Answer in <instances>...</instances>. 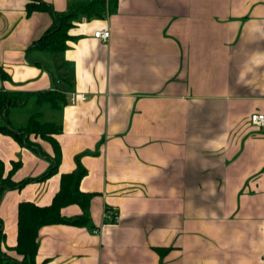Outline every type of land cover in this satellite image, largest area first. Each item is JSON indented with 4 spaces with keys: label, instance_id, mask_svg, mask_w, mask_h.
<instances>
[{
    "label": "crops",
    "instance_id": "crops-1",
    "mask_svg": "<svg viewBox=\"0 0 264 264\" xmlns=\"http://www.w3.org/2000/svg\"><path fill=\"white\" fill-rule=\"evenodd\" d=\"M42 1L65 12L92 0ZM27 4L0 0V92L67 101L9 111L14 128L35 113L60 125L61 158L45 178L54 143L31 135L36 151L0 133L5 176L21 162L13 181L31 180L0 187L2 250L22 260L20 204L50 206L81 165L91 223L44 226L37 264H264V129L250 123L264 114V0H115L75 21L60 54L30 51L53 19Z\"/></svg>",
    "mask_w": 264,
    "mask_h": 264
},
{
    "label": "trees",
    "instance_id": "trees-1",
    "mask_svg": "<svg viewBox=\"0 0 264 264\" xmlns=\"http://www.w3.org/2000/svg\"><path fill=\"white\" fill-rule=\"evenodd\" d=\"M115 7V0H92L88 5H78L65 12L56 11L51 5L42 0H28L27 12L29 15L34 12H46L53 23L47 32L30 47V51L47 52L60 54L67 49L70 40L69 31L73 23L80 18H99L109 13ZM2 77H6L0 69ZM36 98V99H35ZM35 99L39 104H48L54 109H60L67 101L66 94L59 89L49 92H41L36 95L19 97L0 92V133L12 136L21 145L38 151L35 143L30 141V136H39L54 143L56 147V158L52 167L45 174L50 177L56 173L60 163L61 151L54 136L61 133V126L55 122H49L42 118L41 113L31 115L27 124L21 128H14L9 125V111L17 107H25ZM21 162H13L11 172L5 176V164L0 161V187L1 194L5 190L20 189L31 180L16 183L12 174L20 167ZM87 171L81 165L78 170L64 174L61 177V189L55 196L53 203L47 207H40L31 202H23L19 206V229L18 243L12 250L22 257L18 260L4 252L2 246L5 242L4 223L0 218V264H37L36 257L39 249L40 230L47 225L66 224L72 226H89L91 223L90 204L94 194L84 193L80 190V183L86 176ZM77 204L83 214L74 218H66L61 211L64 207ZM110 211V209H107ZM162 252L165 249H158Z\"/></svg>",
    "mask_w": 264,
    "mask_h": 264
},
{
    "label": "built area",
    "instance_id": "built-area-1",
    "mask_svg": "<svg viewBox=\"0 0 264 264\" xmlns=\"http://www.w3.org/2000/svg\"><path fill=\"white\" fill-rule=\"evenodd\" d=\"M110 35H111V32L109 29H104V30H101L95 33V37L103 41H107L110 38ZM86 99L87 97L84 95L79 96V95L73 94L70 98V101L72 104H76L79 100L85 101ZM250 123L255 127L264 129V114L263 113H253L250 116ZM110 216L112 217L113 220H116L117 218V216L112 212H110Z\"/></svg>",
    "mask_w": 264,
    "mask_h": 264
},
{
    "label": "rangeland",
    "instance_id": "rangeland-1",
    "mask_svg": "<svg viewBox=\"0 0 264 264\" xmlns=\"http://www.w3.org/2000/svg\"><path fill=\"white\" fill-rule=\"evenodd\" d=\"M33 107V104H30L28 108H32Z\"/></svg>",
    "mask_w": 264,
    "mask_h": 264
}]
</instances>
